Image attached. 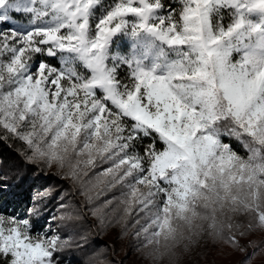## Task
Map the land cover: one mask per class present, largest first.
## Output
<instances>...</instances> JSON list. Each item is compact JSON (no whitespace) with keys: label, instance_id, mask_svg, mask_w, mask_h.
I'll return each mask as SVG.
<instances>
[{"label":"snow or ice","instance_id":"6c2138e0","mask_svg":"<svg viewBox=\"0 0 264 264\" xmlns=\"http://www.w3.org/2000/svg\"><path fill=\"white\" fill-rule=\"evenodd\" d=\"M9 139L71 190L0 174V200L24 205L0 212V264H63L89 236L56 221L87 215L97 234L131 226L157 264H182L201 239L224 255L251 247L236 264H252L264 255V237L242 243L264 233V0H0ZM53 199L61 214L38 226Z\"/></svg>","mask_w":264,"mask_h":264},{"label":"trees","instance_id":"16d2710c","mask_svg":"<svg viewBox=\"0 0 264 264\" xmlns=\"http://www.w3.org/2000/svg\"><path fill=\"white\" fill-rule=\"evenodd\" d=\"M19 144L12 140H0V174L7 178L10 184H19L21 178H27V183L35 181L41 189L51 188L53 193L69 192L71 182L62 179L56 174V169H46L43 172L35 165H29L25 159L18 153ZM73 202L82 201V197H69ZM61 201L53 199L48 203L45 209V216L40 220L39 225H46V221L54 214L57 217L61 214L58 211V205ZM24 205L19 207L6 200H0V212L12 213L18 215ZM86 211V210H85ZM246 223V220H241ZM58 227L65 235H74L76 233L87 232L89 242L83 247H72L60 255L63 264H70L76 261L78 264H136L137 256L146 257V249L142 247L141 240H138L133 234L135 229L129 226L126 235L121 234L122 226L113 224V226L100 231L95 227L97 221L91 215L87 219L65 220L62 224L56 221ZM264 237V233L259 236L255 234L249 236L242 243L248 240L259 242ZM254 249L249 247L247 253H232L230 255L222 254V246L213 243L209 239H201L197 244H193L189 252L182 253L180 259L182 264H236L237 261L244 258ZM223 251H229L226 247ZM259 260L252 264H264V255L257 256ZM145 264H157L151 258H145Z\"/></svg>","mask_w":264,"mask_h":264},{"label":"rangeland","instance_id":"374dc122","mask_svg":"<svg viewBox=\"0 0 264 264\" xmlns=\"http://www.w3.org/2000/svg\"><path fill=\"white\" fill-rule=\"evenodd\" d=\"M119 43V45L121 46V50H123V51H128V50H130V47H131V41L128 39V38H124V37H122L121 39H120V41L118 42ZM47 221H50V219H48ZM47 226V224L45 225V227ZM56 226H58L57 225V223H56ZM256 236H259L261 233L260 232H256V233H254ZM147 257V256H146ZM145 257V258H146ZM145 258L144 257H142V256H137V258L135 259V262H136V264H145L144 262H145ZM257 260H259V258H255L252 262H254V261H257ZM70 264H78L75 260L74 261H72Z\"/></svg>","mask_w":264,"mask_h":264}]
</instances>
